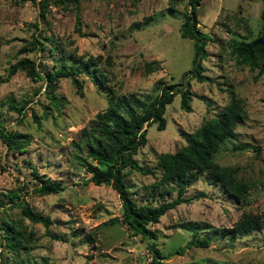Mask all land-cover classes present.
Instances as JSON below:
<instances>
[{"label":"rangeland","instance_id":"obj_1","mask_svg":"<svg viewBox=\"0 0 264 264\" xmlns=\"http://www.w3.org/2000/svg\"><path fill=\"white\" fill-rule=\"evenodd\" d=\"M262 6V0L198 1L196 26L207 35L201 59L207 79L187 80L190 110L179 106L176 93L165 104L164 127L156 128L155 122L146 125V141L134 157L152 172H125L127 188L137 202L156 204L172 198L173 182L151 186L161 175L156 155L185 143L183 133L213 116L232 95L241 98L245 118L235 124L236 135L219 145L212 160L232 165L235 176L250 187L236 200L206 172H191L192 183L184 192L190 200L147 224L166 264H264V74L254 78L257 68L237 63L228 47L231 38L257 34ZM188 7V0H79L77 31L70 7L50 3L40 16L36 0H0V124L27 137L21 150L7 149L0 140V193H19L34 211L51 219L46 229L25 217L19 204L5 202L0 221L19 223L30 234L10 251L0 246V264L11 260L15 264L148 263L150 239L122 222L121 203L110 184L86 180L89 172L73 156V142L110 98L132 93L142 99L164 84L186 81L180 75L190 67L192 39L181 36L179 26L181 11ZM32 31L38 33L39 43L25 50ZM89 56L96 59L103 86L79 71L75 75L81 83L79 94L70 76H59L53 87L62 100L57 106L45 93V79L29 76L25 68L7 72L11 63L23 57L39 61L43 73ZM151 59L158 61V67L145 73L143 63ZM9 102L21 105L22 113L10 108ZM242 141L259 145L258 154L252 147L232 149ZM31 166L38 174L59 179L63 188L35 191L37 177ZM242 211L257 214L260 227L234 237L225 233ZM204 236L210 237L206 246L176 252L191 238Z\"/></svg>","mask_w":264,"mask_h":264},{"label":"trees","instance_id":"obj_2","mask_svg":"<svg viewBox=\"0 0 264 264\" xmlns=\"http://www.w3.org/2000/svg\"><path fill=\"white\" fill-rule=\"evenodd\" d=\"M198 1L188 0L189 7L181 11L182 21L179 26V33L181 36L192 39L190 67L180 75L186 81L184 83L180 81L175 86L170 83L164 84L159 87L158 92L153 95L146 94L142 99L132 93L120 94L110 98L108 105L96 112L94 117L88 121V125L80 129L77 139L73 142L75 150L73 156L89 172L86 180L95 184H110L116 191L121 203L122 222L126 223L134 233H139L141 237L148 239L154 237V233L147 226L149 222L157 221L167 209L190 200V197L184 192L186 186L192 183L191 172H206L212 180L216 181L236 200H241L250 187L248 181L240 180L235 176V168L232 165H220L212 160V156L219 145L225 139L236 135L235 124L245 118L246 111L242 105V100L234 95L213 116L205 118L192 131L183 133L185 143L172 152L164 151L156 155V165L161 170V175L151 186L162 182H173L175 194L172 198L159 200L156 204H150L146 201L137 202L127 188L124 179L125 172L129 169H135L141 173L152 172L149 167L140 164L134 157L136 149L146 141V125L155 122L156 128L164 127L165 104L171 101L176 93L179 94V106L184 110H190L191 91L188 88L187 80L189 78H194L196 81L207 79L201 63V59L205 55L204 44L207 35L196 26ZM50 3L72 8L75 14V29L79 31V0H36L40 16L46 12ZM262 4L259 13L261 24L257 34L249 39L231 38L228 41L229 52L234 56L237 63L247 65L250 69L257 68L254 78L259 74H264V0H262ZM34 26L37 30L36 22ZM31 33V40L28 41L29 45L27 48L25 47V50L36 48L39 43L36 36L38 33L36 31ZM44 38L49 37L44 35ZM49 46L54 47L52 41L49 42ZM95 64L96 59L89 56L79 63H60L56 67L40 73L42 69L39 61L34 62L32 59L23 57L11 63L7 72L11 74L16 68H25V72L29 76L45 79V93L51 105L57 106L62 100L53 93V87L59 76H70L71 82L79 94L82 93L81 83L75 76L79 71L85 72L92 82L103 86V80L97 73ZM157 67L158 61L155 59L146 60L143 63L145 73H149ZM8 106L17 113H22L21 105L9 102ZM0 140L7 149L15 150L23 149L27 143L26 134L7 129L2 124H0ZM247 147H252L255 154H258L260 150L259 145H253L247 141L232 145V149ZM31 172L37 177L34 186L35 191L50 193L63 188L59 179L38 174L34 166H31ZM168 192L169 189L166 188L164 193ZM200 192L202 194V191ZM0 194V207L7 201L17 203L25 217L31 221L42 223L47 229L51 222L50 217L34 211L24 199L20 198L19 193L8 191ZM158 194L161 195L162 193L158 191ZM261 222L257 214H253L251 211H242L234 223L226 228L225 233L233 237L234 235H242L259 228ZM0 230V246L9 251L14 249V246L19 245L24 236L27 238L30 234L29 231L21 229L19 223L4 218L0 221ZM209 238V236L191 238L185 245L177 247L176 252L183 251L184 247L187 246H206ZM146 248L150 253L147 264H166L152 239L146 243ZM2 264L15 263L14 260H11L9 263Z\"/></svg>","mask_w":264,"mask_h":264}]
</instances>
